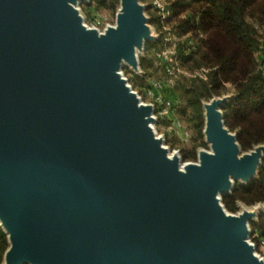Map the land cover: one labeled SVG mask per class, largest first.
Listing matches in <instances>:
<instances>
[{
    "label": "water",
    "instance_id": "obj_1",
    "mask_svg": "<svg viewBox=\"0 0 264 264\" xmlns=\"http://www.w3.org/2000/svg\"><path fill=\"white\" fill-rule=\"evenodd\" d=\"M88 0H0L2 264H264L256 211L229 213L235 182L259 177L264 145L242 153L231 97L205 103L210 151L182 164L157 137L153 104L127 86L157 37L140 0L88 28Z\"/></svg>",
    "mask_w": 264,
    "mask_h": 264
},
{
    "label": "trees",
    "instance_id": "obj_2",
    "mask_svg": "<svg viewBox=\"0 0 264 264\" xmlns=\"http://www.w3.org/2000/svg\"><path fill=\"white\" fill-rule=\"evenodd\" d=\"M116 3L114 0L113 8ZM168 7L171 15L167 20L163 21L159 15L163 24L172 19V12L178 16L190 11V17L182 21L179 29L186 32L190 28L206 34L198 51L183 54L181 45L180 51L177 50L185 64L209 70L206 80H185L178 87L184 102L181 114L189 118L200 140L196 147L205 146L203 102L223 95L227 84L233 86L235 93L224 108L227 127L237 133L244 151L264 145V69L258 59L259 53L264 55V33L261 32H264V0H175L173 7ZM163 40L162 37L150 48L162 47ZM141 67L148 76L152 60L144 57ZM183 158L189 160L188 156ZM261 202H264V158L258 179L237 187L232 195L223 198L226 209L232 213L238 211L239 203L252 206ZM253 228L264 234V214ZM8 248V237L0 226V264Z\"/></svg>",
    "mask_w": 264,
    "mask_h": 264
},
{
    "label": "rangeland",
    "instance_id": "obj_3",
    "mask_svg": "<svg viewBox=\"0 0 264 264\" xmlns=\"http://www.w3.org/2000/svg\"><path fill=\"white\" fill-rule=\"evenodd\" d=\"M140 1L145 6V14L149 19V26L151 27L153 34L157 38L154 42H147L144 52L139 53L140 73L134 72L127 65H123L121 71L124 77L128 80V83L132 87L133 91L139 94V96L142 98V101L144 103L154 105L153 98L148 96L149 90H154V93L156 95H164L166 98H168V100L171 101L173 108L167 117L158 116L157 108L154 105L155 116L158 119L157 123L154 124L157 137H162L164 139L165 141L164 146L169 149V154L171 156L174 155L175 153H178L180 155L182 159V164L197 163L199 154L202 151L211 150L210 145L206 142V138L204 134V130H205L204 105L205 103L210 102L214 98L231 97V99L229 100L230 102L235 97L233 86L231 84H227L226 91L223 95L215 96L212 99L203 102V115H204L203 142L205 146L196 147V144L199 143L200 140L192 126V123L189 121V118L184 114L183 115L181 114V111L184 107V102L178 87L179 84L185 80L187 81L194 79L206 80L209 70L207 68H202V67L195 68L185 64L184 60H182V58L178 56L176 52L180 73L178 75L175 85L173 87H168L169 77L165 72L164 67L158 65L156 54L162 49H170L172 47L169 44H167L164 40L163 43L161 42L162 47H159L157 49H152L150 47L155 43L161 41L162 37L164 39L168 35V33H171L174 34V36L178 41L177 50L180 51V49L178 48H180L179 45H181L182 47L181 53L183 51V54L184 52L188 54L191 52L198 51L201 48L203 42L206 39V34L200 31L194 32L190 28L186 32H183L184 31L183 29L182 30L179 29L182 21L190 17L191 15L190 11L183 12L178 16H174L172 12V16H173L172 19L167 24H163L160 21L159 12L154 2L155 0H140ZM163 1L171 7H173V3L175 2V0H163ZM113 3L114 0H88L87 3H80L78 8L83 17L84 24L88 28L96 29L101 33H103L108 27L115 26L117 13L119 12L121 5H120V0H117L116 6L115 8H113ZM261 32L264 33L263 31ZM163 33H165L166 35ZM164 44H166V46ZM146 56H148L153 62V67L150 70V74L148 76L145 75V72L142 70L141 67V59H143ZM263 56L264 55L262 53H259L258 59L261 67L264 69ZM224 108H223V112H224ZM227 128L232 133L237 134L236 132L232 131L229 127ZM257 146H261V145H257ZM248 152L249 151H244L242 149V153H248ZM194 155H195V159L193 158ZM184 156H188L189 160H185L183 158ZM246 185L247 184L245 183L237 181L235 182L234 190L237 187L246 186ZM243 210L257 212V216L254 218L252 222H250V241L255 245L256 253L260 257L264 258V234L261 231L253 228V225L258 223L260 217L264 214V202L257 203L252 206H248L244 203H239L237 212L232 213L229 212L228 210L227 211L231 214L237 215L241 213Z\"/></svg>",
    "mask_w": 264,
    "mask_h": 264
},
{
    "label": "built area",
    "instance_id": "obj_4",
    "mask_svg": "<svg viewBox=\"0 0 264 264\" xmlns=\"http://www.w3.org/2000/svg\"><path fill=\"white\" fill-rule=\"evenodd\" d=\"M154 2L162 20H167L168 17L171 15V11L168 5L163 0H155ZM164 41L169 44L172 48L162 49L156 54V56L158 65L164 67V70L169 77L168 87H173L180 73L179 63L176 56L178 41L174 34L171 33H168V35L164 38ZM148 96L153 98L154 105L157 108L158 116L167 117L170 114L173 105L171 101L168 100V98H166L164 95H156L154 93V90H149Z\"/></svg>",
    "mask_w": 264,
    "mask_h": 264
},
{
    "label": "bare ground",
    "instance_id": "obj_5",
    "mask_svg": "<svg viewBox=\"0 0 264 264\" xmlns=\"http://www.w3.org/2000/svg\"><path fill=\"white\" fill-rule=\"evenodd\" d=\"M124 78H125V77H124ZM127 86H128V87L130 86L129 83H127ZM140 104H144V105H145V103H144L143 101H141ZM230 215H232V214H230Z\"/></svg>",
    "mask_w": 264,
    "mask_h": 264
}]
</instances>
